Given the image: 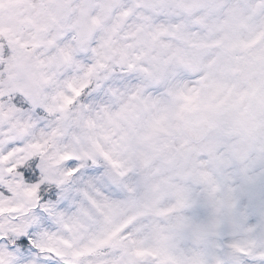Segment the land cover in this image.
<instances>
[{
  "label": "snow or ice",
  "instance_id": "snow-or-ice-1",
  "mask_svg": "<svg viewBox=\"0 0 264 264\" xmlns=\"http://www.w3.org/2000/svg\"><path fill=\"white\" fill-rule=\"evenodd\" d=\"M0 264H264V0H0Z\"/></svg>",
  "mask_w": 264,
  "mask_h": 264
}]
</instances>
